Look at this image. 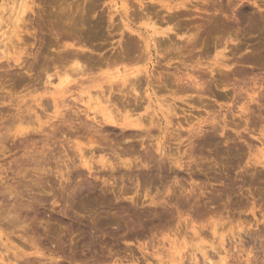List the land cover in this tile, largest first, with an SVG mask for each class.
I'll use <instances>...</instances> for the list:
<instances>
[{"label": "rangeland", "instance_id": "374dc122", "mask_svg": "<svg viewBox=\"0 0 264 264\" xmlns=\"http://www.w3.org/2000/svg\"><path fill=\"white\" fill-rule=\"evenodd\" d=\"M22 1L0 0V264H264V0Z\"/></svg>", "mask_w": 264, "mask_h": 264}, {"label": "bare ground", "instance_id": "6f19581e", "mask_svg": "<svg viewBox=\"0 0 264 264\" xmlns=\"http://www.w3.org/2000/svg\"><path fill=\"white\" fill-rule=\"evenodd\" d=\"M25 1H26V0H25ZM25 1H22V2L25 3ZM27 2H28V1H27ZM159 2H160V1H159ZM160 4H161L160 6H161L162 8H164V9H166L167 11H171V10H173V9L178 8V7H175V6H170V3H168V2H163V1H162V3H160ZM139 5L141 6V5H142V2H139ZM31 7H32V6H31ZM24 12H25V6H24V4H21V5L19 6V10H18V12H17L18 17H16V19H15V20H16V23L21 21L22 17L24 16ZM25 14H26V13H25ZM125 16H126V14H125ZM23 18H24V17H23ZM13 25H14V22H13ZM14 26H15V25H14ZM146 26H147V27H146ZM146 26H145V27H146V28H149V30L151 29L153 35H159V37L162 36V37H167V38H169V37H168L169 33L173 31V29H171V28H168V29L166 28V29H162V30H161V29H159L158 27L156 28L155 24H150V23H148V24L146 23ZM125 28L131 30V28H130L128 25H125ZM131 31H132V30H131ZM151 31H150V32H151ZM53 35H54V34H53ZM175 35H176V33H175ZM55 37H57V36L55 35ZM152 37H153V36H152ZM154 37H155V36H154ZM154 37H153V39H158V37H157V38H156V37L154 38ZM56 39H57V38H56ZM62 48H63V47H62ZM65 48H66V46H65ZM223 49H224V48H223ZM225 50H226V49H225ZM59 51H60V50H59ZM61 51H62V50H61ZM75 51H76V50H75ZM75 51H74L73 49H72V51H71V49H65V50L62 51V53L60 52V53H61V57H60V58L57 57V55H56V57L58 58L57 60L60 59V61H58V63H61V62H62V63H65V65H66V63L69 64V62H70V61H68V60H69V59H72L71 61H75V63H74V66H75L74 70H80V69L82 70V68L84 69L83 63H81V64H82V65H81V64H79L80 61L78 62V60H81V59H79V58L82 57V56H81L82 54H81L79 51H78V52H75ZM222 52H223V51H222ZM52 53H53V52H52ZM82 53H83V51H82ZM84 53H85V52H84ZM223 53H224V52H223ZM223 53H220L219 57L222 56V55H225V54H223ZM37 54H38V53H37ZM46 55H48V54H46ZM84 55H85V54H84ZM35 56H36V55H35ZM58 56H60V54H59ZM56 57H55V58H56ZM223 57H224V56H222V58H223ZM225 57H226V56H225ZM55 58H54V59H55ZM220 58H221V57H220ZM215 59H216V58H215ZM226 59H228V58L226 57ZM218 60H219V58H218ZM223 60H224V59H221L220 62H215V63L218 64L219 68H220L221 65L223 66V64H224V63L222 62ZM240 60H241V59H240ZM52 61L54 62V60H52ZM55 61H56V60H55ZM67 61H68V62H67ZM216 61H217V60H216ZM225 61H226V60H225ZM238 61H239V60H238ZM81 62H82V61H81ZM58 63H57V62H56V63L54 62L53 64H58ZM225 63H226V62H225ZM238 63H239V62H238ZM198 64H199V63H198ZM213 64H214V62H213ZM214 65H215V64H214ZM225 65H227V64H224L223 67L226 68ZM55 66H56V65H55ZM55 66H54V67H55ZM82 66H83V67H82ZM62 67H63V66H62ZM28 68H29V67H28ZM55 68H56V67H55ZM58 68L60 69V66H59ZM63 68H64V67H63ZM63 68H62V69H63ZM209 68H210V67H209ZM214 68H215V67H214ZM219 68H218V69H219ZM215 69H216V68H215ZM220 69H221V71L223 70L222 68H220ZM227 69H228V68H227ZM63 70H65V69H63ZM74 70H73V71H74ZM211 70L213 71V68H212ZM29 71H30V70H28L27 72H29ZM60 71H61V70H60ZM65 71H66V70H65ZM212 71H211V72H212ZM224 71H225V70H224ZM27 72H26V73H27ZM74 72H75V71H74ZM141 72H142V71L139 70V69H136V70H132V71H130L129 74L132 75V76L134 77V79H132V78L130 77V78H131V79H130V82H131V80H134V81H132L133 83L131 82L130 85H128V86H130V90H128L127 92H124V91L121 92V90H120V91H117V92H121L120 94H122V98L124 97V99L126 100V101L123 100V101H124V104L127 103V105H128L129 107H131L130 105L133 104L132 102L134 101L135 106H136V107H135L136 109L140 107V99L143 97V96L141 95L142 97H141V98H138V96H137V94H136V92L138 91V88H137V91H136V86H137V84L140 85V83H141V82H140V81H141V79H140V77H141V76H140ZM222 72H223V71H222ZM45 74H46V73H45ZM81 74H82V73H81ZM144 74H146V75L148 74V75H149V72L147 71V69H146V71H144ZM224 74H225V72H224ZM227 74H228V73H227ZM62 75H63V74H62ZM79 75H80V74H79ZM192 75H193V74H192ZM221 75H222V73H221ZM44 76H45V75H44ZM44 76H43V77H44ZM63 76H64V75H63ZM26 77H27V76H26ZM29 77H30V76H29ZM145 77H146V76H145ZM184 77H186V75H184ZM192 77H193V76H192ZM197 77H198V76H197ZM30 78H31V77H30ZM49 78H50V77H49ZM143 78H144V77H143ZM62 79H63V78H62ZM62 79H61V80H62ZM124 79H125V78H124ZM144 79H146V78H144ZM185 79H186V78H184V80H185ZM222 79H223V77H222ZM226 79H227V78H226ZM61 80H60V81H61ZM128 80H129V79H128ZM198 80H199V79H198ZM50 81H51V80H50ZM58 81H59V78H58ZM67 81L69 82V79H68V76L65 75V76H64V79L60 82V85H61V86H59V87H57V88L63 87ZM70 81H71V80H70ZM125 81L128 82L127 80H125ZM185 81L187 82V85H189L188 87L191 86V87H193V89L196 88V87L198 86V84H199L194 78H191V76L188 77ZM185 81H184V82H185ZM174 82H175V81H174ZM174 82H172V83H174ZM182 82H183V81H182ZM149 83H150V81L148 80V77H147V80H145V83H144L146 87H145V89L143 90V91L145 92L146 96H147V104H148V105L145 107L146 109L149 108L150 102H152L151 100H153L154 93L156 92V91L154 92L153 89H152L153 92L150 90V88H149ZM176 83H178V82H175V84H176ZM58 84H59V82H58ZM66 84H67V83H66ZM144 84H143V85H144ZM160 84H161V82L159 83V86H160ZM175 84H173V85H175ZM182 84H183V83H182ZM182 84H181V85H182ZM185 84H186V83H185ZM75 85H76V84H75ZM135 85H136V86H135ZM178 85H179V84H178ZM181 85H180V86H181ZM161 86H162V85H161ZM185 86H186V85H185ZM201 86H202V85H200V88H202ZM137 87H138V86H137ZM142 87H143V86H142ZM162 87H164V86H162ZM181 87H182V86H181ZM181 87H179V88H181ZM152 88H153V87H152ZM185 88H187V87H185ZM189 89H191V88H189ZM185 90H186V89H184L183 91H185ZM187 90H188V88H187ZM194 90H196V89H194ZM199 90H202V89H197L196 92H197V91H198V92H202V91H203V90H202V91H199ZM113 91H114V90H113ZM57 92H61V91L59 90V91H56V92H53V93H57ZM131 92H132V93L134 92V93H135V96H133ZM138 92H139V91H138ZM139 93H140V92H139ZM139 93H138V94H139ZM258 93H259V92H258ZM258 93H257V94H258ZM140 94H142V93H140ZM129 95H130V97H129ZM155 95H156V94H155ZM263 95H264V94H263ZM104 96H105V95H104ZM115 96H116V95H115ZM120 96H121V95H120ZM120 96H119V97H120ZM258 97H259V98L262 97V93H261V96L258 95ZM263 97H264V96H263ZM263 97H262V98H263ZM114 98H115V97H113V99H114ZM120 98H121V97H120ZM143 98H144V97H143ZM154 98L156 99L157 97H154ZM262 98H261V99H262ZM89 99H90V98H89ZM115 99H116V98H115ZM117 99H118V98H117ZM131 99H132V100H131ZM138 99H139V102H138ZM145 99H146V98H145ZM145 99H144V100H145ZM157 99H159V98H157ZM57 100H58V99H57ZM119 100H120V99H119ZM121 100H122V99H121ZM144 100H143V101H144ZM252 100H253V99H252ZM257 100H258V99H257ZM263 100H264V99L259 100V101H260L261 103H263ZM109 101H110V100H109ZM113 101H114V100H113ZM123 101H122V102H123ZM118 102H119V101H118ZM120 102H121V101H120ZM125 102H126V103H125ZM253 102H254V100H253ZM256 102H257V101H256ZM260 102H259V103H260ZM108 103H109V102H108ZM138 103H139V107H138ZM142 103H143V102H142ZM158 103H159V102H158ZM158 103H157V104H158ZM250 103H252L251 100H250ZM110 104H111V103H110ZM122 104H123V103H122ZM169 104H170V103H169ZM173 104H174V103H173ZM173 104H170V105H173ZM118 105H119V104H118ZM127 105H125V107H126ZM160 105H161V104H160ZM162 105L164 106V104H162ZM170 105H166V106H167V109H168V108L171 109V110H172L171 113H174L173 110L175 111V108H176V107H174V109H172L173 107L171 108ZM154 106L157 107V105H154ZM163 106H162V107H163ZM174 106H175V105H174ZM258 106H262V104H261V105H258ZM117 107H118V106H117ZM156 107H155V109H156ZM164 107H165V106H164ZM118 108H119V107H118ZM135 108H133V109H135ZM244 108H246V107H244ZM244 108H241V109L244 110ZM258 108L260 109V108H263V107H258ZM106 109L108 110V108H106ZM141 109H142V108H141ZM146 109H145V110H146ZM159 109H160V108H159ZM159 109H158V110H159ZM169 109H168V111H165L166 113H168V115H169V111H170ZM104 110H105V109H104ZM107 110L104 111L106 114H105L104 112L100 114L102 117H104V122H103V123H105L106 125H110V127H112V126H118V127L120 126V127H123V129L121 128L122 131L124 130V128H126V129H127V128H130V130L135 131V133H139V134L142 133V131L145 130L144 127H143L144 124H143V123L141 124V123L139 122V121L141 120L140 117H137V119L133 120V119H130L129 116H128V117H123V118L117 120V119H115L114 117H112V116H113V115L111 114L112 112L109 111V110H111V109H109L108 112H107ZM125 111H126V110H125ZM244 111H245V110H244ZM247 111H248V109H247ZM261 111H262V110H261ZM163 112H164V111H163ZM163 112H161V113H163ZM165 112L163 113L164 116H165ZM259 112H260V111H259ZM54 113H55V112H54ZM113 113H114V111H113ZM147 113H148V112H147ZM147 113H146V114H147ZM155 113H156V112H155ZM244 113H245V112H244ZM58 114H59V113H58ZM150 114H151V112H150ZM242 114H243V113H242ZM247 114H248V113H247ZM18 115H20V114H18ZM27 115H28V114H27ZM111 115H112V116H111ZM147 115H148V114H147ZM151 115H152V114H151ZM168 115H167V116H168ZM170 115H171V114H170ZM62 116H63V115H62ZM69 116H70V115H69ZM136 116H137V115H136ZM148 116H149V115H148ZM167 116H166V118H167ZM175 116H176V115H175ZM233 116H234V115H233ZM244 116L246 117V115H244ZM259 116L262 117V115H259ZM20 117H21V116H20ZM151 117H153V116H151ZM241 117H242V116H241ZM245 117H244V118H245ZM261 117H260V118H261ZM63 118H64V117H63ZM73 118H74V117H73ZM73 118H72V119H73ZM99 118H100V117H99ZM138 118H139V120H138ZM160 118H161V117H160ZM164 118H165V117H164ZM164 118H163V119H164ZM246 118H247V117H246ZM246 118H245V119H246ZM251 118H252V117H251ZM249 119H250V118H249ZM249 119H248V120H249ZM58 120L62 121V120H64V119H58ZM58 120H57V121H58ZM75 120H76V119H75ZM100 120H102V119H100ZM145 120H146V117H145ZM147 120H148V119H147ZM153 120L155 121V119H153ZM160 120L162 121V119H160ZM234 120H235V119H234ZM17 121H18V120H17ZM19 121H21V120H19ZM60 121H59V122H60ZM93 121H94V120H93ZM142 121H144V120H142ZM149 121H150V120H149ZM151 121H152V120H151ZM151 121L148 122V124L150 123V124H149L150 126L153 125V124L151 123ZM166 121H167V120L165 119V122H164V123H165L166 125L169 126V124L171 123V121H169V119H168V121H169L168 123H169V124H167ZM172 121H173V120H172ZM242 121H244V120H242ZM242 121H241V122H242ZM245 121L247 122V120H245ZM245 121H244V122H245ZM226 122H227V121H226ZM231 122H232V121H231ZM251 122H252V121H251ZM61 123H62V122H61ZM61 123H60V124H61ZM95 123L99 126V124L102 123V122L100 121V123H98V122L95 121ZM153 123H154V122H153ZM155 123H156V122H155ZM52 124H53V123H52ZM62 124H64V123H62ZM69 124H71V123H69ZM148 124L146 123V125H148ZM165 124H164V125H165ZM50 125H51V124H50ZM50 125H48L47 127H49ZM71 125H72V124H71ZM92 125H93V124H92ZM102 125H103V124H101L100 126L102 127ZM149 125L146 126V127H149ZM246 125H247V124H246ZM52 126H54V124H53ZM52 126H50V127H52ZM69 126H70V125H69ZM85 126H86V124H85ZM88 126H89V124H88ZM94 126H95V125H94ZM144 126H145V125H144ZM156 126H157V124H156ZM172 126H173V125H172ZM215 126H216V124H215ZM226 126H227V125H224V127H226ZM249 126H250V125H249ZM40 127L42 128L43 126L40 125ZM40 127H39V128H40ZM44 127H45V126H44ZM71 127H73V126H71ZM81 127H82V126H81ZM83 127H84V125H83ZM83 127H82L81 129H83ZM91 127H92V126H91ZM91 127H89V129H88L89 131H90V128H91ZM95 127L97 128V126H95ZM103 127H104V126H103ZM103 127H102L101 130H103ZM105 127H106V126H105ZM152 127H153V126H152ZM198 127H200V126H198ZM21 128H22V127H20V129H17V130L15 129V130H16L15 132H19L20 130H22ZM66 128H67V127H66ZM92 128H94V127H92ZM92 128H91V129H92ZM106 128H107V127H106ZM115 128H117V127H115ZM158 128H159V127H158ZM193 128H194V127H193ZM195 128H196V127H195ZM221 128H222V127H221ZM23 129H24V128H23ZM43 129H44V128H43ZM61 129H62V128H61ZM78 129H79V128H78ZM81 129H80V130H81ZM148 129H149V128H147L146 130L149 131ZM150 129H151V128H150ZM165 129H168V128H165ZM190 129H191V127H190ZM196 129H197V128H196ZM196 129H193V131H194V130L196 131ZM24 130H25V129H24ZM26 130H27V128H26ZM85 130H87V129H85ZM99 130H100V129H99ZM99 130H98V131H99ZM104 130H105V129H104ZM130 130H129V131H130ZM198 130L201 131L199 128H198ZM198 130H197V131H198ZM222 130H223V129H222ZM224 130H225V129H224ZM245 130H246V129H245ZM1 131H2V130H1ZM8 131H9V130H8ZM27 131H28V130H27ZM35 131H36V130H35ZM89 131H88V132H89ZM93 131H94V130H93ZM126 131H127V130H126ZM132 131H131L130 133H132ZM150 131H151V130H150ZM150 131H149V132H150ZM161 131H162V130H161ZM165 131H166V130H165ZM193 131H191V132H193ZM195 131H194V132H195ZM199 131H198V133H200ZM216 131H217V130H216ZM15 132H14V133H15ZM33 132H34V131H33ZM57 132H58V131H57ZM100 132H101V131H100ZM149 132H145V133H148V134H149ZM188 132H190L189 129H188ZM23 133H25V132H23ZM39 133H40V132H39ZM59 133H60V132H59ZM80 133H82V132H80ZM92 133H93V132H92ZM92 133L89 132L88 134H92ZM98 133H99V132H98ZM127 133H128V132H127ZM133 133H134V132H133ZM170 133H171V132H170ZM25 134H26V133H25ZM62 134H63V133H62ZM94 134H95V133H94ZM1 135H3L2 132H1ZM5 135H6V133H5ZM8 135H9V134H8ZM8 135H7V136H8ZM13 135H14V134H12V136H13ZM16 135H17V134H15V137H16ZM21 135H22V136H25V135H23V134H21ZM133 135H134V134H133ZM135 135H136V134H135ZM137 135H138V134H137ZM137 135H136V136H137ZM143 135L145 136L144 133H143ZM149 135H150V134H149ZM177 135H178V134H177ZM197 135H198V134H197ZM138 136H139V135H138ZM4 137H5V136H4ZM13 137H14V136H13ZM15 137H14V138H15ZM100 137H101V136H100ZM100 137H99V138H100ZM142 137H143V136H142ZM146 137H147V134H146ZM1 139H2V137H1ZM141 140H142V139H141ZM2 141H3V140H2ZM90 142H91V141H89V143H90ZM143 142H144V141H143ZM144 143H145V142H144ZM144 143H142V145H143ZM0 144H1V142H0ZM2 144H3V143H2ZM153 145H154V144H153ZM155 145H156V144H155ZM0 147H1V146H0ZM158 147H159V146H158ZM26 148H27V147H26ZM159 148H160V147H159ZM112 149H113V148H112ZM155 149H156V146H155ZM161 149H162V148H161ZM80 150H81V149H80ZM0 151H2V150H0ZM26 151H28V150H26ZM34 151H35V150H34ZM41 152H42V150H41ZM145 152H146V151H145ZM161 152H162V151H161ZM28 153H29V152H28ZM30 153H31V152H30ZM37 153H38V152H37ZM43 153H46V152H43ZM43 153H42V154H43ZM164 153H165V152H164ZM80 154H81V155H80L79 158H80L81 161H82V165L85 166V167H87V168H86L87 170L89 169V170L92 171L93 168L91 169V168H90V165H89V163H90L92 160L89 162V161H88V158H89V157H88V158H85L86 156L84 157V154H82L81 152H80ZM113 154H114V152H113ZM26 155H27V154H26ZM145 155H146V154H145ZM158 155H159V154H158ZM158 155H157V156H158ZM189 155H190V154H189ZM117 156H118V155H117ZM117 156H116V158H117ZM142 156H143V155H142ZM146 156H147V155H146ZM23 157H24V156H23ZM33 157H34V156H33ZM33 157H32V158H33ZM38 157H39V156H38ZM147 157H148V156H147ZM32 158H31V159H32ZM41 158H42V157H41ZM91 158H92V157H91ZM143 158H144V157H143ZM24 159H25V158H24ZM33 159H36V157H34ZM159 159H160V158H159ZM16 160H17V159H16ZM36 160H37V159H36ZM89 160H90V158H89ZM146 160H147V159H146ZM146 160H145V161H146ZM149 160H150V158H149ZM161 160H162V159H161ZM28 161H29V160H28ZM41 161H42V160H41ZM81 161H80V162H81ZM151 161H153V160H151ZM163 161H164V160H163ZM171 161H172V160H171ZM175 161H176V160H175ZM175 161H174V162H175ZM15 162H16V161H15ZM34 162H35V160H34ZM80 162H79V163H80ZM97 162L100 163V166L105 167V169L107 168L106 165H107L108 163L106 162V159H104V156L99 157V159L97 160ZM128 162H129V161H128ZM130 162H131V161H130ZM153 162H154V161H153ZM160 162H161V161H160ZM172 162H173V161H172ZM177 162H178V161H177ZM32 163H33V162H32ZM40 163H41V162H40ZM40 163H39V164H40ZM42 163H43V162H42ZM131 163H132V162H131ZM142 163H143V162H142ZM25 164H26V163H25ZM90 164H91V163H90ZM128 164H129V163H128ZM132 164H133V163H132ZM159 164H160V163H159ZM175 164H176V163H175ZM35 165H36V163H35ZM121 165H122V167L125 166V168H126L127 163H123V164H120V165L118 164V166H120V167H121ZM161 165H162V164H161ZM263 165H264V164H263ZM18 166H20V164H19ZM25 166H26V165H25ZM43 166H44V165H43ZM71 166H73V165H71ZM74 166H75V165H74ZM108 166H109V164H108ZM116 166H117V165H116ZM136 166H137V165H136ZM158 166H159V165H158ZM29 167H30V166H29ZM31 167H32V166H31ZM35 167H36V166H35ZM35 167H34V168H35ZM37 167H38V166H37ZM37 167H36V168H37ZM40 167H41V164H40ZM77 167H78V166H77ZM109 167H110V171H111V170H112V169H111V166H109ZM109 167H108V169H109ZM114 167H115V166H114ZM122 167H121V168H122ZM15 168H16V167H15ZM18 168H19V167H18ZM24 168H25V167H24ZM34 168H33V170H35ZM37 169H39V168H37ZM67 169H68V167H67ZM108 169H107V170H108ZM129 169H130V167H129ZM107 170H106V171H107ZM11 171H12V170H11ZM18 171H20V170H18ZM18 171H16V172H18ZM91 171H90L89 173H91ZM12 172H13V171H12ZM16 172H14V174H15ZM113 173H114V172H113ZM12 174H13V173H12ZM16 174H17V173H16ZM61 175H62V174H61ZM70 175H71V174H70ZM102 175H103V174H102ZM189 176H190V175H189ZM62 177H63V175H62ZM77 177H78V176H77ZM150 178H151V177H150ZM67 181H68V180H67ZM80 183H81V182H80ZM222 183H223V182H222ZM220 184H221V183H220ZM84 185H85V184H84ZM224 185H225V184H224ZM14 223H15V222H14ZM237 233H238V231H237ZM234 238H235V237H234ZM3 239H4V238H3ZM5 239H6V238H5ZM3 245H4V244H3ZM30 245H31L32 248H34V246H33L32 244H30ZM36 246H37V244H36ZM36 246H35V248H37ZM5 247H7V246H5ZM5 247H4V248H5ZM218 247H219V246H218ZM198 248H200V246H198ZM5 249H6V248H5ZM6 250H7V249H6ZM19 250H20V249H19ZM36 250H37V249H36ZM198 250H200V249H197V251H198ZM33 251H34V250H33ZM33 251H32V254H33ZM37 251H38V250H37ZM37 251H35V252H37ZM224 252H225V251H224ZM0 253H2V252H0ZM15 253H16V252H15ZM15 253H14V254H15ZM18 253H19V252H18ZM24 254H25V253H24ZM34 254H36V253H34ZM219 254H220V253H219ZM224 254H225V253H224ZM0 255H1V254H0ZM18 255H20V254H18ZM225 255H226V254H225ZM7 256H8V255H7ZM41 256H42V255H41ZM222 256H223V255H222ZM1 257H2V256H1ZM1 257H0V260L3 261V259H5V257H3V259H2ZM12 257H15V256L13 255V253H12ZM28 257H29V256H28ZM38 257H40V256H38ZM192 257H193V256H192ZM6 258H7V257H6ZM9 258H10V257H9ZM22 258H23V257H22ZM24 258H26V257H24ZM24 258H23V259H24ZM46 258H47V257H46ZM225 258H226V257H225ZM15 259H17V258H14V260L12 259V261H14V263H15ZM19 259H21V258L19 257ZM40 259H41V258H40ZM193 259H194V258H193ZM7 260H8V259H7ZM10 260H11V258H10ZM26 260H27V259H26ZM38 260H39V259H38ZM8 261H9V260H8ZM27 261H28V260H27ZM23 262H24V260H23ZM25 262H26V261H25ZM192 262H193V261H192ZM12 263H13V262H12ZM219 263H220V264H224V263H225L224 258H221V259L219 260ZM1 264H2V262H1ZM9 264H10V263H9ZM16 264H18V263H16ZM180 264H181V263H180ZM213 264H214V262H213ZM247 264H248V263H247Z\"/></svg>", "mask_w": 264, "mask_h": 264}]
</instances>
